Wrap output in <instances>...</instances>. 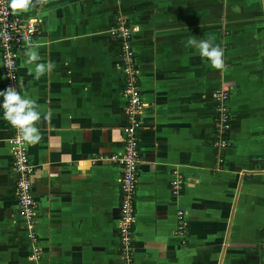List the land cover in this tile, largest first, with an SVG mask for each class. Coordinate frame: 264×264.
Instances as JSON below:
<instances>
[{
	"label": "crops",
	"instance_id": "obj_1",
	"mask_svg": "<svg viewBox=\"0 0 264 264\" xmlns=\"http://www.w3.org/2000/svg\"><path fill=\"white\" fill-rule=\"evenodd\" d=\"M33 4L16 11L39 20L33 44L18 50L17 72L21 96L41 113L40 141L26 142L40 264H123L119 168L109 159L122 150L125 126L119 46L108 34L117 12L136 27L142 100L132 264H264V0ZM190 38L219 45L223 68L201 58ZM32 51L40 59L29 64ZM49 62L52 71L35 79L36 64ZM222 86H231L229 146L216 164L212 92ZM9 135L0 106V264H31ZM173 169L184 179L176 199L168 193ZM178 208L184 243L172 233Z\"/></svg>",
	"mask_w": 264,
	"mask_h": 264
},
{
	"label": "built area",
	"instance_id": "obj_2",
	"mask_svg": "<svg viewBox=\"0 0 264 264\" xmlns=\"http://www.w3.org/2000/svg\"><path fill=\"white\" fill-rule=\"evenodd\" d=\"M9 4L10 0H0V64L4 90L11 86L20 93L17 72L18 50L22 46L33 44V40L39 32V20L24 18L18 13H14ZM134 32H136L135 25L131 24L125 15L117 12L108 29V34L117 41L119 46L118 68L123 80L125 126L122 150L118 155L110 156L109 159L115 162L119 168L116 237L119 258L123 264H132L133 257L132 227L135 216L134 196L139 163L138 132L141 128L140 112L142 108L138 83L139 65L135 61L133 51ZM230 91L231 86H222L215 88L212 92L214 117L211 146L216 164L221 161L223 150L229 146L230 105L228 96ZM9 129L10 135L6 138V144L13 160L15 201L23 223L25 237L29 242L28 260L32 264H40L41 248L34 228L36 203L31 193L30 181L33 165L29 161L26 141L23 139L22 133L10 123ZM183 185L182 174L176 169L171 170L168 181V193L171 199H176L180 195ZM172 233L178 237L181 243L186 241V221L184 211L180 208L175 210Z\"/></svg>",
	"mask_w": 264,
	"mask_h": 264
},
{
	"label": "clouds",
	"instance_id": "obj_3",
	"mask_svg": "<svg viewBox=\"0 0 264 264\" xmlns=\"http://www.w3.org/2000/svg\"><path fill=\"white\" fill-rule=\"evenodd\" d=\"M47 0H36V3H46ZM10 8L15 13L17 10L28 11L30 7H34L33 0H10ZM27 40V37L25 38ZM188 44L195 46L199 50L201 58H207L211 61L214 68L221 69L224 66L223 49L219 45H214L212 40H197L190 38ZM27 63L31 64L40 59L37 52L32 51L27 54ZM54 64L49 62L45 64H36L35 79H39L45 72H51ZM29 69V73H32ZM3 96L2 106L4 109V118L14 127L17 128L23 136V139L29 144H36L40 141L41 136L36 123L40 121L41 113L37 110L34 100L25 98L20 95L13 87L9 86L5 90L0 91ZM50 118V113L45 119Z\"/></svg>",
	"mask_w": 264,
	"mask_h": 264
},
{
	"label": "rangeland",
	"instance_id": "obj_4",
	"mask_svg": "<svg viewBox=\"0 0 264 264\" xmlns=\"http://www.w3.org/2000/svg\"><path fill=\"white\" fill-rule=\"evenodd\" d=\"M28 252H29V250H28ZM31 262V261H30ZM32 264V263H31Z\"/></svg>",
	"mask_w": 264,
	"mask_h": 264
}]
</instances>
